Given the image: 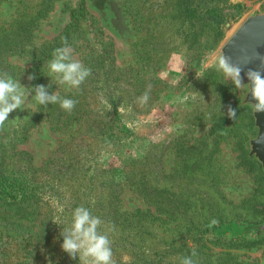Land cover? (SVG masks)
<instances>
[{
	"label": "rangeland",
	"instance_id": "rangeland-1",
	"mask_svg": "<svg viewBox=\"0 0 264 264\" xmlns=\"http://www.w3.org/2000/svg\"><path fill=\"white\" fill-rule=\"evenodd\" d=\"M206 5L229 22L207 23L196 10ZM262 12L264 0H0V73L26 93L0 128V168L30 185L0 193V264H80L60 247L79 206L111 229L113 264H179L193 250L197 264H264V234L246 229L264 222L253 112L247 89L216 68L230 35ZM65 38L91 69L79 88L48 72L47 50ZM37 85L74 109L37 104Z\"/></svg>",
	"mask_w": 264,
	"mask_h": 264
},
{
	"label": "clouds",
	"instance_id": "clouds-1",
	"mask_svg": "<svg viewBox=\"0 0 264 264\" xmlns=\"http://www.w3.org/2000/svg\"><path fill=\"white\" fill-rule=\"evenodd\" d=\"M67 43L65 38L62 40V46L53 50L52 59L47 63L48 72L50 75L58 76L60 84L67 85L69 88H79L91 75V69L73 59V48L65 47ZM256 58L259 60V68L245 73L247 84L243 82L244 77L241 76L242 67L231 63L230 57L221 55L216 64L217 71L221 72L235 89H247L251 101H254L249 103L253 114L264 112V74H262L264 73V56ZM28 79L33 80L35 77L29 75ZM34 91L36 93L34 101L39 105L58 104L62 110L71 112L77 103L73 99L62 98L58 94L49 95L44 85H37ZM25 96V90L18 80L13 79L7 72L0 73V128L6 121H10L8 119L10 113L23 108ZM149 99L148 91L137 98L141 105L146 104ZM236 115V109L228 106L227 117L234 120ZM15 120L20 119L11 121ZM217 223L216 219H212L209 227ZM102 225L104 222L101 218L93 215L88 208L76 207L72 212L70 226L65 227L61 232L63 236L61 250L70 259L79 258L80 264H113L112 241L108 235L111 229L105 225L106 230L101 231ZM195 256L196 251L193 250L191 255L181 256L179 264H197L193 259Z\"/></svg>",
	"mask_w": 264,
	"mask_h": 264
},
{
	"label": "water",
	"instance_id": "water-1",
	"mask_svg": "<svg viewBox=\"0 0 264 264\" xmlns=\"http://www.w3.org/2000/svg\"><path fill=\"white\" fill-rule=\"evenodd\" d=\"M220 55L230 57L231 63L242 67L241 76L244 77L243 82L247 84L245 73L248 70H257L259 60L256 57L264 56V12L249 16L242 21L220 49ZM242 102L254 103L247 92ZM253 118L257 135L249 143L250 155L259 161L264 171V112L254 113ZM246 229L250 230L255 238H260L264 234V222L247 225Z\"/></svg>",
	"mask_w": 264,
	"mask_h": 264
},
{
	"label": "trees",
	"instance_id": "trees-1",
	"mask_svg": "<svg viewBox=\"0 0 264 264\" xmlns=\"http://www.w3.org/2000/svg\"><path fill=\"white\" fill-rule=\"evenodd\" d=\"M197 12L203 15V20L207 23L211 24L213 27L221 28L224 24L228 23L229 20L225 19L224 14L219 12L218 8L215 5L197 7ZM82 10H74L71 13V23L69 27H78L79 19L82 17ZM190 12L189 8H185L183 11L184 17L188 16ZM54 48H49L48 52H52ZM44 60V59H43ZM43 60L36 59V71L39 72L40 64H42ZM5 163L4 155H0V167ZM29 183L23 177V175H14L13 177H9L3 168H0V193L4 197H12L17 198L19 195H22L24 191L29 189ZM34 190V188H32Z\"/></svg>",
	"mask_w": 264,
	"mask_h": 264
}]
</instances>
